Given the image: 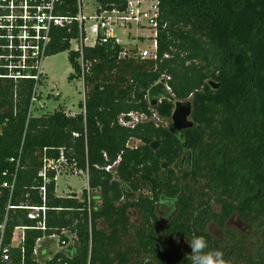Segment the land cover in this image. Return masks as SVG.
<instances>
[{
    "label": "trees",
    "instance_id": "1",
    "mask_svg": "<svg viewBox=\"0 0 264 264\" xmlns=\"http://www.w3.org/2000/svg\"><path fill=\"white\" fill-rule=\"evenodd\" d=\"M94 1L125 8V0ZM156 1V60L112 41L84 46L82 75L80 52H68L69 79L82 78L84 89L75 115L56 109L27 120L33 81L0 78L2 243H10L15 227L30 228L23 255L11 250L12 264L22 256L25 264H39L32 256L35 241L56 234L66 243L65 233L75 244L40 264H190L187 242L194 235L204 237L208 250L222 251L229 264H264V0ZM56 6L61 16L77 14L76 0ZM77 36L76 23L69 31L53 29L47 56L68 51ZM161 78L176 99L192 103L194 127L180 135L168 130L171 103L147 104L146 91ZM209 80L219 88L211 90ZM129 113L156 115L167 126L153 119L124 126L120 116L129 122ZM132 139L140 145L130 147ZM61 152L71 172L86 174L89 199L56 196L54 171L47 172L48 182L38 177L44 161ZM13 175L9 197L3 183ZM124 187L136 197H125ZM41 206L45 231L27 217L28 208ZM234 214L247 231L227 225ZM211 223L219 237L206 231Z\"/></svg>",
    "mask_w": 264,
    "mask_h": 264
},
{
    "label": "built area",
    "instance_id": "2",
    "mask_svg": "<svg viewBox=\"0 0 264 264\" xmlns=\"http://www.w3.org/2000/svg\"><path fill=\"white\" fill-rule=\"evenodd\" d=\"M58 0H0V78L9 79L14 82L22 80L33 81V87L29 100L27 112V120L33 115L35 104L39 103L40 109L45 107V103L41 104V91L44 88L46 75L43 72L42 64L48 55L49 47L52 41V31L55 28H65L70 30L72 23L77 24L79 46L76 51L80 52L78 62L83 75L85 65L82 60V47H94L97 44L107 43L112 41L114 44L121 46L125 51L131 49L124 48L122 42L129 39V30L134 26L138 33L135 38H146L150 42L149 50H138L141 58L152 60L157 59V31L159 20V8L156 0H125V8L119 9L114 5L104 7L94 0H76L77 14L74 17L61 16L56 12ZM88 1H94L93 8L89 13H84V4ZM150 2L147 7L145 4ZM149 32V34H146ZM87 37L92 40L91 44L85 45ZM73 41V40H71ZM70 41V43H71ZM135 47V46H134ZM125 53H121L124 56ZM82 79V78H81ZM55 87H53L54 89ZM50 89V92L53 91ZM52 94H48L47 98ZM54 96V95H53ZM56 97L59 95L56 94ZM84 101V97H83ZM134 113H129L127 116L132 118ZM147 116L144 114H141ZM155 116V115H154ZM120 123L124 126H131L129 122L123 120V115L120 116ZM138 122V120H136ZM119 162V158L110 166L105 167L106 171L114 169ZM66 164L62 152L57 160L44 161L43 168L38 173V177L44 182H48V171L56 172L59 167ZM8 174L5 170L3 175ZM15 175L11 177L10 182H4L3 186L9 188V197H11L14 188ZM41 195H44L45 189L41 187ZM9 208V206L7 207ZM27 217L34 221V229L45 231L46 209L41 207H30ZM7 216H4L0 223V264L11 263V250L17 248L21 255L24 253L23 245L25 241V231L27 227L17 226L13 229L10 243L5 245L2 243L3 233L5 230V222ZM45 240L56 241L58 249L64 242H60L58 235L53 234L48 237H41L35 241L32 256L35 261L40 264L41 260H48L52 254L45 252V256H40V251L44 249L43 243ZM46 250V249H44ZM20 264H25L22 259Z\"/></svg>",
    "mask_w": 264,
    "mask_h": 264
},
{
    "label": "rangeland",
    "instance_id": "3",
    "mask_svg": "<svg viewBox=\"0 0 264 264\" xmlns=\"http://www.w3.org/2000/svg\"><path fill=\"white\" fill-rule=\"evenodd\" d=\"M94 6H96L94 1H88L84 4V13L92 15V13H89L91 9ZM150 2H147L145 6H149ZM130 37L129 39L123 40L122 44L123 47L126 49H132L137 48L138 50H149L151 48L150 42L146 38H135L137 36L138 32L135 30V27L133 26L131 30H129ZM146 34H149L147 32ZM92 43V40L90 37H87L85 41V45H89ZM78 40H73L70 43L69 50L57 55L53 56H47L45 60L43 61L42 68L43 72L46 75V81L44 84V88L42 89L41 93V99L39 102L41 104L45 103V107L43 109H40L39 103L35 104V107L33 109V115L35 117L44 115L47 113H51L55 111L56 109H62L66 114H72L75 115L81 111L80 109V102H83L84 97V89H83V82L81 78H73L69 79V77L74 74V70L72 69L69 61H68V52L69 51H76L77 47L79 46ZM135 46V47H134ZM53 87H55L53 89ZM50 89H53L52 92H50ZM48 94H52L47 98ZM58 94L59 96L56 97L55 95ZM54 95V96H53ZM154 120L155 123L161 124L162 126H167L165 122H163L160 118H156V115L152 116L151 118L145 119V116L140 114H134L130 120V124H135L138 122H144L148 120ZM128 145L130 147H136L140 145V142L137 140H130ZM167 170V168H166ZM174 172H176V167L173 168ZM57 181V187L55 194L58 196H66L69 193H75L78 199H89L90 198V192L88 191V185H87V176L85 173H75L71 172L70 168H68L66 165H62L58 168L56 172V178L55 183ZM137 193L135 194V196ZM211 209L214 212H219L220 207L216 202L211 203ZM132 222H136L135 220V213L131 212ZM227 225L232 226L233 228L239 230V231H247V228L241 224L236 214L232 215L230 219L226 221ZM164 230V227H162V231ZM206 231L210 233L213 237H219L220 231L219 228L215 223H211L207 225ZM68 237V240L64 245H60V249L57 247L56 241H49L45 240L43 243V248L46 249L47 253L52 254L56 251H61L62 248H66L68 246H73L75 244V241L73 237L65 233ZM59 237V236H58ZM60 238V237H59ZM60 242H63L60 239ZM186 248V246H184ZM145 260V259H141ZM39 262H42L39 261ZM137 262V261H136Z\"/></svg>",
    "mask_w": 264,
    "mask_h": 264
},
{
    "label": "water",
    "instance_id": "4",
    "mask_svg": "<svg viewBox=\"0 0 264 264\" xmlns=\"http://www.w3.org/2000/svg\"><path fill=\"white\" fill-rule=\"evenodd\" d=\"M207 85L213 91L217 90L220 86L219 83L214 82L213 80H209ZM146 100L149 108H156L162 101H167L172 104L173 109L170 116V125L168 127L170 133L179 134L194 127V122L191 119V101L176 99L168 88L165 78L156 81L146 91ZM158 146L159 142L157 141L150 144L153 151L157 150ZM161 168L162 170H165L166 164H162Z\"/></svg>",
    "mask_w": 264,
    "mask_h": 264
},
{
    "label": "clouds",
    "instance_id": "5",
    "mask_svg": "<svg viewBox=\"0 0 264 264\" xmlns=\"http://www.w3.org/2000/svg\"><path fill=\"white\" fill-rule=\"evenodd\" d=\"M187 243L191 252L185 259L190 261V264H229L222 251L208 250L207 241L203 236L194 235Z\"/></svg>",
    "mask_w": 264,
    "mask_h": 264
},
{
    "label": "flooded vegetation",
    "instance_id": "6",
    "mask_svg": "<svg viewBox=\"0 0 264 264\" xmlns=\"http://www.w3.org/2000/svg\"><path fill=\"white\" fill-rule=\"evenodd\" d=\"M170 125V124H169ZM169 125H168V127H169ZM182 133V132H181ZM181 133H179V134H175V135H180ZM185 159V154H183L182 155V157H181V159L180 160H184ZM178 166H180V165H178ZM166 168H167V166H166ZM168 169V168H167ZM166 170V169H165ZM165 170H162V171H165ZM123 190H124V192H125V197H128V198H132V197H136L135 196V194L136 193H132V192H130L129 191V189L128 188H123ZM131 264H154L153 263V261H151V260H138L137 262L135 261V262H133V263H131Z\"/></svg>",
    "mask_w": 264,
    "mask_h": 264
},
{
    "label": "crops",
    "instance_id": "7",
    "mask_svg": "<svg viewBox=\"0 0 264 264\" xmlns=\"http://www.w3.org/2000/svg\"><path fill=\"white\" fill-rule=\"evenodd\" d=\"M47 78V77H46ZM72 115V114H71ZM56 187H57V181H56V183H55V191H56ZM69 194H71V193H69ZM68 194V195H69ZM56 196H58V195H56ZM67 196V195H66ZM61 197H64V196H61ZM77 197V196H76Z\"/></svg>",
    "mask_w": 264,
    "mask_h": 264
}]
</instances>
